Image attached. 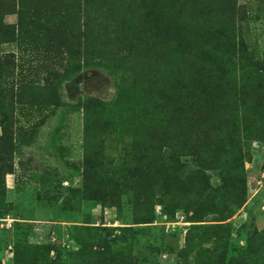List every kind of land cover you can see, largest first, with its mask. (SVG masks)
Returning <instances> with one entry per match:
<instances>
[{"label":"rangeland","instance_id":"obj_1","mask_svg":"<svg viewBox=\"0 0 264 264\" xmlns=\"http://www.w3.org/2000/svg\"><path fill=\"white\" fill-rule=\"evenodd\" d=\"M0 264H264V0H0Z\"/></svg>","mask_w":264,"mask_h":264},{"label":"trees","instance_id":"obj_2","mask_svg":"<svg viewBox=\"0 0 264 264\" xmlns=\"http://www.w3.org/2000/svg\"><path fill=\"white\" fill-rule=\"evenodd\" d=\"M146 151L148 150V149H145ZM148 154L150 155H153V153L152 152H148ZM149 155H146L147 156V160H148V162H149V164H150V166H149V170L150 169H155L158 165H157V163H156V157H149Z\"/></svg>","mask_w":264,"mask_h":264}]
</instances>
